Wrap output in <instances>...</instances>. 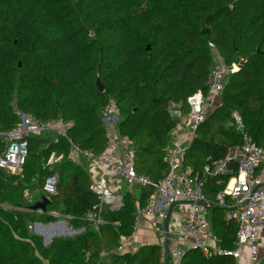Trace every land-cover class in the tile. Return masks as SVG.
<instances>
[{"label": "trees", "instance_id": "obj_1", "mask_svg": "<svg viewBox=\"0 0 264 264\" xmlns=\"http://www.w3.org/2000/svg\"><path fill=\"white\" fill-rule=\"evenodd\" d=\"M215 58L237 70L224 78L217 106L197 127L183 164L199 173L211 230L231 251L237 227L215 198L237 173L238 159L229 155L243 135L264 145V0H0V131L18 124L16 109L68 125L65 134L28 135L20 172L0 169V264H159L158 243L114 252L120 237L134 231L136 209L152 188L135 184V193L121 186L123 206L104 209L97 233L85 213L98 197L89 188L88 167L78 161L84 155L73 146L94 154L105 149L102 111L113 105L137 173L162 179L176 126L172 112H187V98L198 91L208 95ZM52 153L61 158L48 163ZM218 162H225L224 171L202 173ZM47 178H55L51 193L44 191ZM43 196L47 213L27 210ZM59 218L79 233L45 245L29 228ZM236 263L190 246L177 262Z\"/></svg>", "mask_w": 264, "mask_h": 264}, {"label": "built area", "instance_id": "obj_2", "mask_svg": "<svg viewBox=\"0 0 264 264\" xmlns=\"http://www.w3.org/2000/svg\"><path fill=\"white\" fill-rule=\"evenodd\" d=\"M237 66L234 63L230 68L216 59L215 67L209 75L208 95L198 91L187 98V112L179 108L172 112L176 126L171 130L170 143L163 157L167 165L166 173L157 181L137 173L135 154L129 139L117 131L118 117L115 108L113 105L105 107L102 111V121L108 138L105 149L94 154L73 146L75 152L82 153L88 161L89 188L98 197L97 206L85 213V219L97 233H100L104 223V209L116 211L123 206L122 184L149 185L153 194L143 207H137L135 227L140 217L156 219V222L164 226L170 206L179 205L178 227L188 238L190 247L197 248L207 257L220 254L232 256L236 262L243 259L236 264H264V245L260 243L264 234V145H257L247 134L243 135L241 145L234 150L232 157L238 159L237 173L228 180L215 198L216 204L225 209V219L233 221L237 227L235 248L231 251L220 247L211 230L207 213L208 201L201 191L199 173H194L189 166L183 164L187 145L195 137L199 124L217 106L224 78L228 73L236 71ZM15 113L19 116L18 124L10 130L0 131V169L11 173H18L23 167L28 154V135H38L50 130L65 134L68 126L60 125L57 120L38 119L19 109ZM236 119L240 123L237 116ZM53 141L56 142L57 137ZM60 158L52 153L48 163ZM224 169L225 162H218L212 168L205 165L202 173L215 174ZM51 180L52 178H47L46 184ZM38 212L43 213L41 210ZM49 214L59 216L56 212ZM114 224L118 225L117 222ZM33 227L34 224H29V228ZM162 229L159 230L164 237L160 243L159 264H167L164 251L165 234ZM133 240L134 231L130 235L121 236L114 252L129 250ZM169 250L173 264H177L182 249L170 247ZM107 256L105 251L99 254L101 260L107 259Z\"/></svg>", "mask_w": 264, "mask_h": 264}, {"label": "crops", "instance_id": "obj_3", "mask_svg": "<svg viewBox=\"0 0 264 264\" xmlns=\"http://www.w3.org/2000/svg\"><path fill=\"white\" fill-rule=\"evenodd\" d=\"M178 211H179V205L173 206L172 215L170 218V223L171 222L173 223V228L171 229L170 223L168 224V229L169 231H171L169 247L179 248L183 250L189 246V240L186 237V235L183 234L181 229L178 227V221H179L177 218ZM162 228L163 225L160 224V222L159 223L156 222V219L151 220L146 217H140L137 226L134 228V240L132 241L131 244V250L133 251L137 247L143 244H153V243L160 244L164 239L163 235H161L159 231ZM41 230L47 231L46 228ZM149 239L150 242H148Z\"/></svg>", "mask_w": 264, "mask_h": 264}, {"label": "water", "instance_id": "obj_4", "mask_svg": "<svg viewBox=\"0 0 264 264\" xmlns=\"http://www.w3.org/2000/svg\"><path fill=\"white\" fill-rule=\"evenodd\" d=\"M96 85L98 86L99 90L101 91L103 89V86L99 80V78L96 79ZM234 150L230 153L229 155V158H232L234 156ZM45 189H47L48 191H51L53 190V185L51 183V181H48L47 184H45L44 186ZM49 201V199L45 196H43L41 198V200L39 201H36L35 203L31 204L28 206L27 210L28 211H38V210H41L43 212H46V204L47 202ZM172 210H173V205L170 206V208L168 209L167 211V214H166V218L164 220V226H163V229L162 231L164 232L165 234V241H164V251H165V256H166V260H167V264H173V261H172V257H171V254H170V247H169V241H170V235H171V231H169L168 229V223H169V220H170V216L172 214ZM62 226H61V225ZM34 228H36L37 230H35V233L36 234H40L42 231L41 229H47L48 231H50V234H53L54 235H62V234H65V233H77V230H74V229H69L67 227V223L65 220H61V219H58L54 222H50L48 224H41L40 222H35L34 223ZM51 236V237H53ZM50 242V241H49ZM49 242H44V244H48Z\"/></svg>", "mask_w": 264, "mask_h": 264}, {"label": "rangeland", "instance_id": "obj_5", "mask_svg": "<svg viewBox=\"0 0 264 264\" xmlns=\"http://www.w3.org/2000/svg\"><path fill=\"white\" fill-rule=\"evenodd\" d=\"M44 134H46V135H49L50 137L51 136H53L54 135V132H50V131H48V132H46V133H44ZM73 156L74 157H76V154L74 153L73 154ZM81 164H83V165H85V166H87L88 167V161H86V158L84 157V156H81L80 157V159L78 160ZM54 182H55V178H52V180H51V183L52 184H54ZM122 186V191H124L125 189H127V188H129V190H131V191H135V193H137L138 191H137V189H138V187H135V186H126L125 184H122L121 185ZM44 191H47V192H49V193H51L50 191H48L47 189H45L44 188ZM52 191V190H51ZM38 191L35 193V195H33V194H29L28 195V193H26L25 194V196L28 198V199H31L30 197H33L34 198V196H38ZM36 212H38V211H36ZM43 212V211H42ZM43 213H47V212H43ZM50 212H48V214H49ZM56 217H58V216H56ZM59 219H61V220H65V219H62V218H59ZM67 227L70 229V228H72L71 226H70V224H69V222H67ZM170 228L172 229L173 228V223L171 222L170 223ZM73 229V228H72ZM35 230H37L36 228H32V231L33 232H35ZM75 230H77V233H79V229H75ZM41 233H40V235H41V237H42V240H43V244H44V242H49V241H51V239L53 238V237H55V236H64V237H71V236H73V235H75V234H77V233H65V234H62V235H55V236H53V234H50V231H40ZM51 236H53V237H51ZM148 242H150V239L148 240ZM260 243L261 244H263L264 245V234L262 235V237H261V239H260ZM46 245V244H45ZM243 260V259H242ZM241 260V258L240 259H238V261L237 262H240V261H242Z\"/></svg>", "mask_w": 264, "mask_h": 264}]
</instances>
